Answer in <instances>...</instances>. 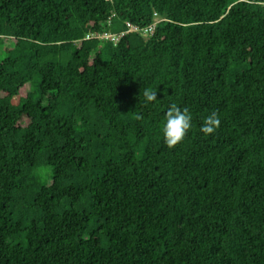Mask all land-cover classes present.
<instances>
[{
	"label": "trees",
	"instance_id": "trees-1",
	"mask_svg": "<svg viewBox=\"0 0 264 264\" xmlns=\"http://www.w3.org/2000/svg\"><path fill=\"white\" fill-rule=\"evenodd\" d=\"M0 264H264V0H0Z\"/></svg>",
	"mask_w": 264,
	"mask_h": 264
},
{
	"label": "clouds",
	"instance_id": "clouds-1",
	"mask_svg": "<svg viewBox=\"0 0 264 264\" xmlns=\"http://www.w3.org/2000/svg\"><path fill=\"white\" fill-rule=\"evenodd\" d=\"M143 103L155 102L157 91L150 88L143 89ZM137 116V119H141ZM192 113L188 107L181 108L176 103H172L165 113V123L162 127L164 143L169 149L175 148L181 143L192 129ZM219 114L216 110H212L203 119L200 131L205 135H212L220 126Z\"/></svg>",
	"mask_w": 264,
	"mask_h": 264
},
{
	"label": "built area",
	"instance_id": "built-area-1",
	"mask_svg": "<svg viewBox=\"0 0 264 264\" xmlns=\"http://www.w3.org/2000/svg\"><path fill=\"white\" fill-rule=\"evenodd\" d=\"M126 25H127V29H125L124 31H120L117 33H104V34H101L100 37L107 38V39L111 38L113 41L117 42L122 36L126 34V32H129V31H136V32L143 34L144 36H149V35H152L155 31L156 21L144 27L138 24H135L131 21H126Z\"/></svg>",
	"mask_w": 264,
	"mask_h": 264
}]
</instances>
